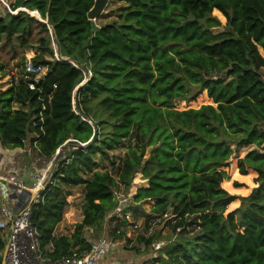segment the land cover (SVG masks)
I'll return each mask as SVG.
<instances>
[{"label":"trees","instance_id":"1","mask_svg":"<svg viewBox=\"0 0 264 264\" xmlns=\"http://www.w3.org/2000/svg\"><path fill=\"white\" fill-rule=\"evenodd\" d=\"M96 1L15 0L17 14L0 13V47L16 40L28 50L38 37L39 50L55 57L52 36L57 45V59L35 63L47 73L36 90L21 80L0 91L5 149L25 148L32 135L40 159L52 162L74 144L32 208L41 251L51 261L88 252L86 230L101 232L118 208L114 188H129L141 170L148 186L133 201H153V214L173 217L157 264H264V153L238 154L264 145V0H117L127 5L119 20L95 32L88 14ZM215 11L226 32L212 31L222 25ZM125 141L116 180L95 157ZM236 175L258 187L231 195L224 183L245 187ZM80 186L83 220L72 236L56 238L70 206L61 193ZM155 239L137 241L145 249ZM4 251L0 235V264Z\"/></svg>","mask_w":264,"mask_h":264},{"label":"rangeland","instance_id":"2","mask_svg":"<svg viewBox=\"0 0 264 264\" xmlns=\"http://www.w3.org/2000/svg\"><path fill=\"white\" fill-rule=\"evenodd\" d=\"M14 1L15 0H0V13L2 15L13 13L11 10V4ZM126 7V4L118 2L117 0H105L101 14L95 20V25L100 28L101 26L119 20L121 12ZM17 13L18 11L14 12L13 14ZM213 16L218 18L222 25L219 28L212 29V31L215 34L226 32L228 27L226 25L227 20L225 16L218 11H215ZM37 40L38 37L33 38V47L28 50L19 48L16 40H14L10 45L5 42L1 45L0 62L5 65V69L4 71H0V91L11 87L16 78L20 81L26 80L25 76L28 64H33L35 66L36 61L40 58H45L48 60L57 59L58 52L54 36L51 38V46L54 50L55 57H51L48 53L40 51ZM260 53L262 56H264V51L261 48ZM261 74L264 80V68L261 70ZM226 77L227 76H225V73L222 75H214V79ZM85 83L86 81L82 83L81 86ZM74 104L76 105V102H74ZM14 107L16 109L28 110V107H22L18 104H15ZM30 138H32V135H29V139L26 141V147L31 145ZM128 146L129 142L125 141L124 144L115 150L109 151L107 157L97 155L95 157L96 163L98 164L97 169L101 172L108 170L116 180H119L120 168L127 157ZM151 151L152 148H148L145 157L146 160L150 158ZM251 151L264 153V145L261 147L252 146L241 149L239 150L238 154L240 157H244L248 152ZM14 154L15 153L9 152L5 154V161L2 167L4 171L2 174H0V176L5 174L7 177L15 175H17L15 177H18V173L16 171L23 172V170L26 169L25 162L22 160L21 155L17 156ZM30 158L32 160L31 163L35 164L36 168L41 170L45 165L50 163L49 160H42L37 158V156L35 157L34 155L32 157L30 156ZM233 181H237L243 184L245 187L236 189L232 183H224L222 185L223 188L231 195L247 197L255 188L258 187L250 176L244 177L242 175H236L233 176ZM27 184L30 185V183ZM147 185L148 181L143 178L141 170L134 174L132 184L129 188H125L123 185L119 184L118 187L114 188L119 209L114 210L106 217L103 228L100 230L101 232H97L91 228H88L85 233V237L91 241L97 240L102 236H108V238L115 244V248L119 249L118 252L116 249L112 250L113 259L123 264H157L155 262V256L157 252L165 248L169 238L172 236L174 223L172 220L173 217L170 214L162 216L153 214V201H144L140 203H135L133 201V197L137 190L141 187H146ZM63 190L64 191L61 193V196L66 198L70 206L66 210L63 222L58 227V235L61 234L72 236L75 231V225L81 223L83 220L82 206L84 203V187L80 186L72 190L65 187ZM124 200L129 201L124 202ZM124 210L125 212H128V217L124 216ZM0 235L3 238V235ZM153 235L156 237V239L154 244L149 248L144 249L145 245H141L139 241H137L138 238H144L145 240H148ZM50 248H52V246ZM120 253L122 254L120 255Z\"/></svg>","mask_w":264,"mask_h":264},{"label":"built area","instance_id":"3","mask_svg":"<svg viewBox=\"0 0 264 264\" xmlns=\"http://www.w3.org/2000/svg\"><path fill=\"white\" fill-rule=\"evenodd\" d=\"M45 73V67L27 65L25 82L31 90H36L37 84L42 81V76ZM33 75L35 76L33 77ZM19 82L20 80L16 78L13 84ZM25 152L40 159V149L36 141ZM5 154L3 153L1 158H4ZM50 163L45 165L42 170L36 171L30 185L27 184V180L19 177L0 176V202L2 205L0 234L3 235L5 242V264H123L113 259V242L108 236H102L92 241L90 250L83 254L74 253L56 261H51L43 254L37 230L32 223V208L41 201L42 194L47 188L52 175L53 162ZM128 201L124 200V202ZM123 213L124 216L128 214L125 210Z\"/></svg>","mask_w":264,"mask_h":264},{"label":"crops","instance_id":"4","mask_svg":"<svg viewBox=\"0 0 264 264\" xmlns=\"http://www.w3.org/2000/svg\"><path fill=\"white\" fill-rule=\"evenodd\" d=\"M33 137V136H32ZM31 140H30V143H31V145H32V138H30ZM0 174H2V172L4 171V169L2 168L3 167V165H4V158H1L2 156H3V153H15L14 155H17V156H19V155H21V158H22V160L25 162V165H26V169L25 170H23V172L22 171H16L17 173H18V177L19 178H22L23 180H27L28 181V183H30L31 182V180L33 179V176H34V174L36 173V171L38 170V168H36V166H35V164H32L31 163V158H30V155L27 153V152H25V151H28V149H29V146L28 147H26L25 146V148H17V149H5L2 145H1V143H0ZM3 152V153H2ZM23 153V154H22ZM32 157V156H31ZM29 159V160H28ZM24 164V163H23ZM31 164V165H30ZM5 175V174H4ZM15 176H17V175H15ZM148 186V185H147ZM2 206V205H1ZM64 220V219H63ZM63 222V221H62ZM61 222V223H62ZM61 223H59V225L61 224ZM59 225L56 227V229H55V232H54V235H55V237L56 238H58V237H61V236H67V235H58V232H59V230H58V227H59ZM113 249H116L115 248V244L113 243ZM117 250V252L119 251V249L117 248L116 249ZM122 253H120V255H121ZM121 261V260H120Z\"/></svg>","mask_w":264,"mask_h":264},{"label":"water","instance_id":"5","mask_svg":"<svg viewBox=\"0 0 264 264\" xmlns=\"http://www.w3.org/2000/svg\"><path fill=\"white\" fill-rule=\"evenodd\" d=\"M104 2H105V0H97L96 3H95V6L93 7V9H92V10L89 12V14H88V18H89V20H91V21L93 22V29H94L95 32L99 30V27H97V26L95 25V20H96L97 17L101 14V10H102V7H103V5H104ZM24 11L30 13V12L27 11V10H24ZM30 14H31L32 16H35V17H37V18L40 19L39 15H38L37 13H30ZM48 24H49V26H51L49 20H48ZM46 77H47V75L44 74V75L42 76V80H44ZM71 146H74V144H73L72 142H68L67 144L63 145V146L57 151V153H56V157H55V159H54V161H53V163H52V170H51V172H53V170H54V168H55V166H56V164H57V161H58V159H59L60 154H61V153L67 148V147H71ZM5 260H6V250H5L4 253H3L2 264H5Z\"/></svg>","mask_w":264,"mask_h":264}]
</instances>
